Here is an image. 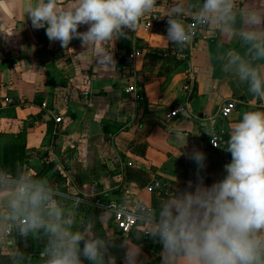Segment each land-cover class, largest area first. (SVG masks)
<instances>
[{
	"label": "crops",
	"instance_id": "0c3cea01",
	"mask_svg": "<svg viewBox=\"0 0 264 264\" xmlns=\"http://www.w3.org/2000/svg\"><path fill=\"white\" fill-rule=\"evenodd\" d=\"M172 2L158 0L153 12L163 15ZM254 2L264 7V0ZM21 3L0 0V170L13 179L47 178L56 193L50 203L74 218V228L111 240L118 256L144 230L139 226L123 236L93 203L119 200L126 183L133 201L157 207L174 188L196 181L197 165L187 155L193 148L206 154L199 170L204 183L222 178L231 160L224 149L231 127L244 112L264 110V97L221 71L218 57L238 43L208 28L196 29L186 59L178 57L182 45L166 40L162 22L148 29L138 21L126 36L102 45L73 39L64 48L49 41L44 29L32 28ZM247 3L239 0L240 6ZM98 47L113 60L101 62ZM132 50L136 55L129 62ZM132 84L140 98L126 92ZM229 99L236 107L223 119L220 108ZM177 107L184 112L166 120L164 114ZM211 128L219 132L216 148L209 142ZM176 130L186 133L184 146ZM155 181L159 188L148 191ZM45 242L42 234L23 236L14 228L0 242V264H38ZM139 243L143 264H161L159 244L149 238Z\"/></svg>",
	"mask_w": 264,
	"mask_h": 264
},
{
	"label": "clouds",
	"instance_id": "9594fccd",
	"mask_svg": "<svg viewBox=\"0 0 264 264\" xmlns=\"http://www.w3.org/2000/svg\"><path fill=\"white\" fill-rule=\"evenodd\" d=\"M157 5L158 0L21 3L32 28L44 29L49 41L64 48L73 39L102 45L126 36ZM186 14L197 28L237 41L238 47L218 57L220 69L246 85L250 94L264 97V7L254 0L244 6L239 0H173L163 15L155 16L167 17L168 42L184 46L192 40L194 29L185 24ZM85 25V31L78 30ZM97 57L113 60L103 47L97 48ZM175 135L184 139V146L186 133L176 130ZM224 149L231 160L224 165L223 177L211 184L199 174L206 154L198 148L187 154L197 165L196 181L174 188L157 207L145 208L139 221L145 231L118 256L111 240L74 228V218L50 203L56 193L47 178L24 175L10 180L0 175V193L7 192L0 195V240L9 226L23 236L42 234L46 242L38 264H143L139 241L144 238L160 245L161 264H264V110L244 112L231 127Z\"/></svg>",
	"mask_w": 264,
	"mask_h": 264
},
{
	"label": "built area",
	"instance_id": "2783aa9c",
	"mask_svg": "<svg viewBox=\"0 0 264 264\" xmlns=\"http://www.w3.org/2000/svg\"><path fill=\"white\" fill-rule=\"evenodd\" d=\"M156 15H162L159 12H152L148 17H143L139 20L140 23L144 24L145 27L148 29L152 28L156 23L162 22L166 23L167 17L162 18H156ZM167 24V23H166ZM185 24L188 26H191L194 29L193 38L187 45L182 46V50L178 54V57L180 59H186L188 57V50L192 48V45L194 44L195 34H196V25L194 24L193 20H187L185 19ZM202 28V27H199ZM136 55V51L132 50L129 52L126 56L127 60L130 62L134 59V56ZM184 90L188 91L190 90L189 85H184ZM126 92H133L135 94L136 98H140L139 95H137L136 86L134 84L129 85L126 88ZM6 101L8 99L5 98ZM264 106V103H263ZM236 107V101L234 99H229L225 101L221 108H220V117L223 119H226L230 116L232 111ZM184 112L183 107H177L173 108L171 110H168L164 114V118L166 120H171L172 118L178 116L179 113ZM210 136V144L213 148H216L219 145L220 142V136L219 132H217L214 129H210L209 131ZM214 143H217L218 145H214ZM0 175L6 176L10 180H14L10 175L6 174L2 170H0ZM122 190V196L119 200H109L106 198H102L101 200H97L93 203V206L98 209L100 212H104L109 215V218L113 224V226L122 234L123 236H127L133 229L138 228L141 226L143 230L145 231V227L142 223H140V219L143 215V210L145 208H148L144 203L133 201L130 198L131 194V188L125 183L121 186ZM156 188H159V182L155 181L151 186L148 187V191L153 192ZM67 197L73 198L76 202L80 203L82 202L81 198L74 197L71 195H67ZM14 227L9 226V230H7V233L4 235L3 239L0 240V242H5L7 235L12 232Z\"/></svg>",
	"mask_w": 264,
	"mask_h": 264
}]
</instances>
